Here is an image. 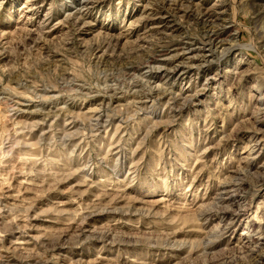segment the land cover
Listing matches in <instances>:
<instances>
[{
    "label": "rangeland",
    "instance_id": "374dc122",
    "mask_svg": "<svg viewBox=\"0 0 264 264\" xmlns=\"http://www.w3.org/2000/svg\"><path fill=\"white\" fill-rule=\"evenodd\" d=\"M0 264H264V0H0Z\"/></svg>",
    "mask_w": 264,
    "mask_h": 264
},
{
    "label": "bare ground",
    "instance_id": "6f19581e",
    "mask_svg": "<svg viewBox=\"0 0 264 264\" xmlns=\"http://www.w3.org/2000/svg\"><path fill=\"white\" fill-rule=\"evenodd\" d=\"M83 3V2H82Z\"/></svg>",
    "mask_w": 264,
    "mask_h": 264
}]
</instances>
